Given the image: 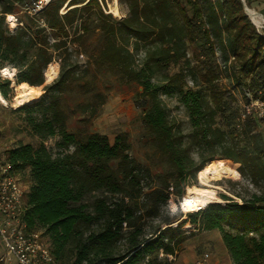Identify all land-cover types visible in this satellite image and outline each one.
Returning <instances> with one entry per match:
<instances>
[{"label": "trees", "instance_id": "trees-1", "mask_svg": "<svg viewBox=\"0 0 264 264\" xmlns=\"http://www.w3.org/2000/svg\"><path fill=\"white\" fill-rule=\"evenodd\" d=\"M20 1L0 0V66L16 69V83L33 86L45 83V70L56 57L60 71L44 87L49 100L19 108L40 143L5 151L30 181L25 220L44 230L58 264H170L187 223L198 231H218L234 264H264V191L237 192L242 203H210L183 219L165 211L218 158L228 159L233 174L256 188L264 183L263 124L254 111L243 117L249 95L264 100V35L243 1L120 0L127 10L117 18L104 9L106 0H71L65 13L60 10L66 0H52L40 16L43 25L25 13V20L18 18L23 25L11 31L6 14ZM245 2L252 8L264 0ZM93 36L96 53L88 51ZM71 42L88 55L81 70L72 62ZM103 68L120 82L143 87L136 103L167 168L133 157L125 131L112 141L90 130L103 96L95 92L93 102L78 104L72 87L91 93ZM223 77L241 88L242 108L235 94L217 87ZM0 90L8 99L10 80H0ZM161 95L176 96L185 107L189 134L169 121ZM64 98L74 103L67 105L72 115L80 112L74 130ZM56 136L55 148L46 146Z\"/></svg>", "mask_w": 264, "mask_h": 264}, {"label": "rangeland", "instance_id": "rangeland-1", "mask_svg": "<svg viewBox=\"0 0 264 264\" xmlns=\"http://www.w3.org/2000/svg\"><path fill=\"white\" fill-rule=\"evenodd\" d=\"M70 1L71 0H66L64 5L62 6L63 13L66 12L70 7H72L70 6ZM114 4V0H106L104 9L106 11L112 12L117 18H122L127 10L126 6L122 4L120 0H117L119 13L115 14L111 10ZM252 9H255L260 15H263H261L262 17H264V3L252 7ZM14 14H16V16L20 19L25 20L26 18L25 13L22 12V10L17 5ZM255 26L257 27L258 32L264 35V22L259 26L255 24ZM50 39L53 40L52 37H50ZM95 40V36L88 40L87 44L88 47H90L88 48V51L90 50L91 52H97V50L92 49V44ZM69 46L72 50V62L77 65V70L83 69L88 61L87 53H85L82 48H80L73 42L69 43ZM140 58H142V55L138 56L139 60ZM51 63H55L57 65V75L51 80L46 79L43 85L37 86V89L40 92V96L37 100L41 99L42 97L46 100H49L51 96L50 93L45 94L44 87L47 84H50L58 76L60 71V60L58 59V57H56L55 60ZM5 66H8L7 68L9 69L11 74H13V72H15L16 74V69L15 71H13L11 68H9V65ZM1 68L3 67L0 66V69ZM15 74H13L14 79ZM5 79L10 80V78L8 77H3L0 72V80L3 81ZM188 83L191 86L194 85L193 80H191L190 78H188ZM95 85L96 89L94 91L89 94H84L78 88V86L74 84L72 87L73 91L71 93L72 101L78 104L93 102L95 100V97L93 96L95 92H98L103 96L102 103H99L98 105L97 114L90 117V130L107 133L112 141L118 132L125 131L129 135V138L132 142L131 153L133 157H135L141 163L149 165L152 168H161L162 163L163 166L167 168L168 164L163 162L161 153L156 149V146L147 137V131L143 125L142 112L136 103L137 92L142 91L143 87L136 83L127 84L120 82V77L108 68L102 69L99 77L95 81ZM216 85L218 88L227 90L235 94V96L239 99L240 107L242 108L244 98L240 87L235 86L226 77L219 79L216 82ZM15 92L16 91L12 86V81H10L8 99L6 98L8 103L4 104L0 100V148L3 150H9L21 143L26 142H30L36 146L40 143V137L32 133L31 128L26 121L27 112H25L24 110L20 111L19 108L21 106H13V97L15 95ZM161 99L163 104L167 108L169 121L175 125V129L179 133L189 134L191 132V127L185 107L178 101L176 96L161 95ZM62 100V103L65 107H67V105H69L70 103L72 105L74 104L73 102H68L65 98ZM251 107H249V109L251 108L253 109V111L257 110V112H260L262 109L260 102H252ZM67 111L69 113V122L71 123L70 129L74 130L75 125L73 124L79 117L80 112L72 115L69 107H67ZM261 130L264 131V126H262ZM58 138L59 137L56 136L54 138L47 139L45 141L46 146H48L49 148H55V142L58 140ZM192 152V156L194 158H197L196 153L194 151ZM215 160L219 161L211 162H219L225 164L224 160H226L230 165H232L228 159L218 158ZM20 178L22 183L25 185L26 190L28 191L30 188V181L27 174L21 172ZM233 182H237L238 184H233ZM210 183L217 186L215 189L217 190L218 196H220L222 200L216 202L222 204H226L227 202L242 203V199L235 195V193L237 192L241 194H247V192L260 193L264 191V183L261 184L262 187L256 188L250 182V180L242 177L241 174H233V171H231L230 175L225 176L219 180H212ZM193 184H199L197 176L189 185ZM187 186H184V194L186 193ZM222 194H226L232 199L226 200L222 197ZM183 197L184 195L180 197L174 195V197L166 205L165 211L173 215H178L180 219L187 218L188 213L190 212H196H188L182 209L181 204ZM177 223V220L173 222L175 226L177 225ZM182 229L186 230L185 239L180 242L179 246L177 247L176 256L169 255L168 261L170 264H199L197 263L198 260H202L205 254H208L209 256L207 260L203 261L200 264H234L222 242L221 235L218 231H198L190 223L183 225ZM4 253V244L0 240V256ZM162 264L166 263L162 262Z\"/></svg>", "mask_w": 264, "mask_h": 264}, {"label": "built area", "instance_id": "built-area-1", "mask_svg": "<svg viewBox=\"0 0 264 264\" xmlns=\"http://www.w3.org/2000/svg\"><path fill=\"white\" fill-rule=\"evenodd\" d=\"M51 1L22 0L17 2L16 5L29 16L40 18L39 23L43 25L44 21L40 16ZM62 8L60 10L61 13H63ZM10 16H13L14 26H12ZM6 21L11 31H15L19 25H23L14 13L6 14ZM7 67L1 68L0 72L2 73ZM9 68L15 71V68ZM13 74L12 77L8 76L10 81L14 78ZM249 96L250 101L244 105L246 112L243 117L246 113L249 114L253 111L251 109L252 102H260L261 111L257 112V110H254V112L264 126V100L254 99L251 95ZM249 107L251 108L249 109ZM27 192L25 185L21 181L20 172L13 167L6 151L0 148V240L4 244L5 249V253L0 256V264H58L44 230L31 228L25 220L27 211L25 197ZM200 210L202 209H198V211ZM207 258L208 254H205L203 259L198 260L197 263L200 264Z\"/></svg>", "mask_w": 264, "mask_h": 264}, {"label": "bare ground", "instance_id": "bare-ground-1", "mask_svg": "<svg viewBox=\"0 0 264 264\" xmlns=\"http://www.w3.org/2000/svg\"><path fill=\"white\" fill-rule=\"evenodd\" d=\"M114 6L111 9L115 14L119 13L117 6V0H114ZM68 6V5H67ZM71 6V5H70ZM249 14L258 26L264 22L263 17L255 10L250 9ZM12 20V26H14L13 16H10ZM57 65L55 63H50L48 68L45 71V76L47 80H51L57 75ZM2 76H11L7 68H5L2 73ZM12 86L15 89V95L13 97V106L20 107L25 104H29L37 100L40 96V92L37 89V86H33L27 82L16 83L15 79L12 78ZM0 100L7 104L6 98L3 96L0 90ZM232 169L219 162H208L206 166L197 173V178L199 184L188 185L186 187V193L184 194L181 207L185 211H198V209H203L211 202L221 201V197L218 196L217 186L211 184L212 180H219L225 176L230 175Z\"/></svg>", "mask_w": 264, "mask_h": 264}, {"label": "water", "instance_id": "water-1", "mask_svg": "<svg viewBox=\"0 0 264 264\" xmlns=\"http://www.w3.org/2000/svg\"><path fill=\"white\" fill-rule=\"evenodd\" d=\"M242 1H243V3H244V9H245V12L247 13V15L249 16V18H250L251 21L253 22V20H252L250 14H249V10H250L251 8H249V7L247 6L245 0H242ZM261 15H262V14H261ZM262 16H263V15H262ZM263 18H264V17H263ZM253 23L255 24V22H253Z\"/></svg>", "mask_w": 264, "mask_h": 264}, {"label": "crops", "instance_id": "crops-1", "mask_svg": "<svg viewBox=\"0 0 264 264\" xmlns=\"http://www.w3.org/2000/svg\"><path fill=\"white\" fill-rule=\"evenodd\" d=\"M209 256V255H208ZM207 260V259H206Z\"/></svg>", "mask_w": 264, "mask_h": 264}]
</instances>
